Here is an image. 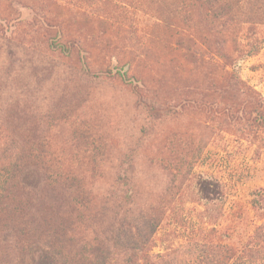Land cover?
<instances>
[{"label":"rangeland","instance_id":"rangeland-1","mask_svg":"<svg viewBox=\"0 0 264 264\" xmlns=\"http://www.w3.org/2000/svg\"><path fill=\"white\" fill-rule=\"evenodd\" d=\"M237 10L215 34L207 0H0V165L43 156L41 215L68 213L86 264H264V0ZM211 78L241 85L209 104Z\"/></svg>","mask_w":264,"mask_h":264},{"label":"trees","instance_id":"trees-1","mask_svg":"<svg viewBox=\"0 0 264 264\" xmlns=\"http://www.w3.org/2000/svg\"><path fill=\"white\" fill-rule=\"evenodd\" d=\"M244 1L246 0L221 3L220 0H207L211 12L210 33L229 32V27L238 17L237 9L242 8ZM177 36V47L184 50L186 56L192 59L193 65L202 67L212 64L203 58V51L194 37L179 32ZM9 45L7 38L0 35V50H6ZM52 48L68 53L62 44L53 43ZM70 48H75L74 43L70 44ZM10 58L13 61L11 53ZM86 71L91 74L87 67ZM205 84L206 92L200 94V100L209 104H212V98L208 89L216 91L219 85H230L234 88L241 85L229 82L228 79L220 82L216 78H211ZM4 113L5 109L0 106V116ZM4 146L5 142L0 137V154L5 150ZM44 161L42 155H36L34 151L27 149L18 157V164L0 165V264H86V259L79 256V251L88 243L83 244L77 235V223L69 218L68 213L67 216L41 215L42 206L39 203L42 202L39 200L49 193H56L50 185L52 181ZM14 188L18 189L23 201H9ZM71 203L73 213L74 204L77 202L73 200ZM6 208L12 211L11 217L4 216ZM251 243L255 248L248 251V257L252 261L258 260L264 255V227L255 231ZM97 246L96 243L94 247ZM72 251L78 252L76 256L71 254Z\"/></svg>","mask_w":264,"mask_h":264}]
</instances>
